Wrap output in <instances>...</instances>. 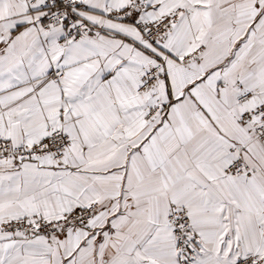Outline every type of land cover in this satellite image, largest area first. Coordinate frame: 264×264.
Here are the masks:
<instances>
[{"label": "snow or ice", "instance_id": "snow-or-ice-1", "mask_svg": "<svg viewBox=\"0 0 264 264\" xmlns=\"http://www.w3.org/2000/svg\"><path fill=\"white\" fill-rule=\"evenodd\" d=\"M0 264H264V0H0Z\"/></svg>", "mask_w": 264, "mask_h": 264}]
</instances>
